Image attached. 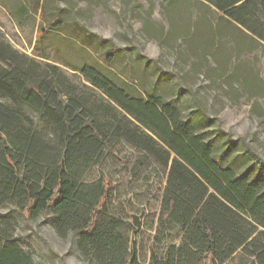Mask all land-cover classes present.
<instances>
[{"label": "trees", "instance_id": "obj_1", "mask_svg": "<svg viewBox=\"0 0 264 264\" xmlns=\"http://www.w3.org/2000/svg\"><path fill=\"white\" fill-rule=\"evenodd\" d=\"M195 1L215 13L220 37L235 39L237 31L264 43V0ZM0 4L19 25L42 10L41 0ZM49 26L53 32L43 30L41 39L86 83L77 85L56 65L42 68L0 36V207L14 204L35 221L51 216L53 230L61 239L76 237L90 264H140L125 238L130 225L110 211L116 186L104 175L88 180L123 142L138 157L132 178L152 168L164 174L155 236V246L164 247L153 250L149 264H264V177L253 169L238 174L215 154L200 102L193 97L202 114L186 117L175 102L116 71L122 49L111 40L60 15ZM101 47L108 49L103 61L94 57ZM0 264H34L1 229Z\"/></svg>", "mask_w": 264, "mask_h": 264}, {"label": "rangeland", "instance_id": "obj_2", "mask_svg": "<svg viewBox=\"0 0 264 264\" xmlns=\"http://www.w3.org/2000/svg\"><path fill=\"white\" fill-rule=\"evenodd\" d=\"M41 2L43 12L39 9L21 25L0 4V36L20 54L42 68L56 65L77 85L85 84L80 73L58 61L54 46L41 39L43 30L53 32L49 21L54 15L79 22L122 49L116 71L134 85L175 102L190 118L202 114L196 98L207 116L203 131L214 140L215 154L224 155V162L238 174L253 169L264 177V164L244 154L247 143L264 162V43L237 31L235 39L227 33L220 37L215 33V13L197 8L195 0L175 7H164L161 0H140L139 4L135 0ZM107 50L101 47L94 57L103 61ZM219 130L235 144L229 145ZM225 149L230 151L223 154ZM112 154L103 167L91 171L88 180L104 175L116 186L110 211L130 225L125 238L136 248L139 263L149 264L153 250L161 254L164 247L155 246L161 208L157 190L166 186L164 174L152 168L132 178L130 170L138 157L126 143ZM50 220L51 216L42 215L32 220L14 204L0 207V229L19 241L34 264H90L78 239H61Z\"/></svg>", "mask_w": 264, "mask_h": 264}]
</instances>
